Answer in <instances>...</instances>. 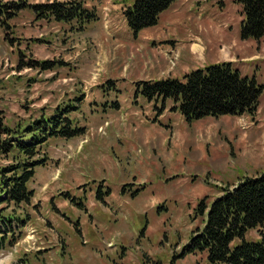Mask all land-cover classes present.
I'll return each mask as SVG.
<instances>
[{
	"label": "rangeland",
	"instance_id": "rangeland-1",
	"mask_svg": "<svg viewBox=\"0 0 264 264\" xmlns=\"http://www.w3.org/2000/svg\"><path fill=\"white\" fill-rule=\"evenodd\" d=\"M54 1L71 0L29 4ZM78 1L97 18L61 22L31 8L0 16L6 125L22 128L74 105L71 128L83 129L40 148L47 161L28 184L34 197L7 205L5 215L18 220L0 224V264H206V254L184 251L202 228L195 209L264 172V94L253 115L190 124L171 100L150 103L138 92L139 82L160 74L156 50L141 46L149 41L125 19L135 0ZM206 2L227 6L214 19L228 15L238 27L242 8L234 0ZM256 42L245 48L262 55L252 74L262 83L264 38ZM248 63L232 62L242 74ZM12 162L0 153V169ZM261 233L264 227L250 230L246 239Z\"/></svg>",
	"mask_w": 264,
	"mask_h": 264
},
{
	"label": "trees",
	"instance_id": "trees-1",
	"mask_svg": "<svg viewBox=\"0 0 264 264\" xmlns=\"http://www.w3.org/2000/svg\"><path fill=\"white\" fill-rule=\"evenodd\" d=\"M176 1L135 0L124 10L129 29L138 36L156 26L160 15ZM234 2L243 8L241 40L254 39L260 43L264 38V0ZM27 8L40 18L48 16L61 22L83 24L97 18L78 0L41 5H31L29 0H0V16L9 19ZM138 86V92L150 102L163 100L165 104V100H173V111H179L188 123L207 117L253 115L264 94V82L259 83L255 76H242L231 62L192 71L183 80L141 81ZM74 109L76 106L72 105L70 110ZM71 111L58 108L53 114L18 129L7 126L0 112V153L11 155L13 161L0 169V224L11 225L16 219L5 215L7 205L29 204L34 197L28 184L36 169L47 161L38 157L40 148L52 138L82 135L83 129L71 128L73 120L67 117ZM195 212L203 218L202 228L195 231L185 246L186 254H206V264H264V233L259 240L246 239L248 231L264 227V172L223 189L210 203L201 200Z\"/></svg>",
	"mask_w": 264,
	"mask_h": 264
},
{
	"label": "crops",
	"instance_id": "crops-1",
	"mask_svg": "<svg viewBox=\"0 0 264 264\" xmlns=\"http://www.w3.org/2000/svg\"><path fill=\"white\" fill-rule=\"evenodd\" d=\"M206 1L178 0L160 15L156 28L139 33H143L149 41L145 44L143 42L141 46L152 44L156 50L157 63H154L153 68L157 70L160 77L149 81L167 78L183 80L185 75L197 69L223 62L237 63V61L250 62L246 69L248 73H241L242 75L256 76L255 74L252 75L254 65L257 64L254 61L260 59L262 55L259 51L256 52V48L253 51L247 50L245 46L249 40L243 41L240 38L243 13L239 17L238 27L234 30L231 25L233 20L226 18L228 15L214 19L215 15L224 13L227 6H223L222 3L220 6L218 4L208 6ZM213 1L219 2V0ZM219 7L220 9H218ZM207 26L211 28L208 33L205 32ZM159 29H163L164 32H160ZM255 46H257V42ZM238 70L242 71V69ZM242 116L244 117L246 114ZM237 117L240 118L241 116L217 119L218 121H228Z\"/></svg>",
	"mask_w": 264,
	"mask_h": 264
}]
</instances>
